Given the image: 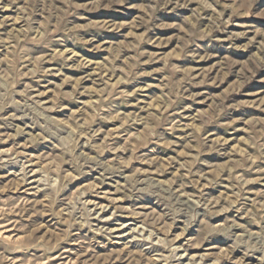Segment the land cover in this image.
<instances>
[{"label": "rangeland", "instance_id": "374dc122", "mask_svg": "<svg viewBox=\"0 0 264 264\" xmlns=\"http://www.w3.org/2000/svg\"><path fill=\"white\" fill-rule=\"evenodd\" d=\"M0 3V264H264V0Z\"/></svg>", "mask_w": 264, "mask_h": 264}, {"label": "clouds", "instance_id": "9594fccd", "mask_svg": "<svg viewBox=\"0 0 264 264\" xmlns=\"http://www.w3.org/2000/svg\"><path fill=\"white\" fill-rule=\"evenodd\" d=\"M110 6V5H109ZM0 7H3L2 3H0ZM239 14V13H238Z\"/></svg>", "mask_w": 264, "mask_h": 264}]
</instances>
